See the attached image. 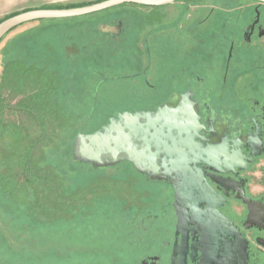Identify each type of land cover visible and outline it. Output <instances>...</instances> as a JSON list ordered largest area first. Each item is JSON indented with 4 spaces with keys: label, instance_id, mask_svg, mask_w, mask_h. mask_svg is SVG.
Wrapping results in <instances>:
<instances>
[{
    "label": "rangeland",
    "instance_id": "obj_1",
    "mask_svg": "<svg viewBox=\"0 0 264 264\" xmlns=\"http://www.w3.org/2000/svg\"><path fill=\"white\" fill-rule=\"evenodd\" d=\"M94 1L97 0H0V20L27 8ZM256 5L264 18V3L255 0H177L160 6L122 3L84 15L29 21L1 38L0 67L6 60L22 59L27 65L54 71L56 80L52 86L61 114L51 121H62L56 133L66 138L58 147L48 145L43 155L34 151L41 156L39 163H48L50 172H56L51 173L52 183L48 186L33 183L27 192L16 190L10 194L0 184V252L8 261L136 264L131 219L139 208L123 205L115 196V183L132 184L142 200L156 198L158 187L149 185L128 164L119 163L120 169L76 166L70 157V141L78 131H94L118 112L154 109L158 102L174 98L171 92L176 86L175 71H167L169 64L173 69L175 65L167 62L164 72L162 58L168 61L172 56L174 37L178 36L175 32L168 35V31L171 33L178 25L184 7H213L225 13L218 14L222 17L217 22L229 15L232 22H245L252 18ZM238 8L245 13L240 18H236ZM118 18L124 26L121 39L115 42L103 37L98 24ZM146 35L152 68L144 76L155 85L153 89L145 84L144 76L127 78L144 69ZM2 96L6 106L20 102L23 94L6 89ZM4 109L3 121H28L20 110L11 114ZM29 127L34 131L31 137L40 133L35 126ZM46 132L44 140L53 134ZM1 147L4 143L0 141ZM17 178L22 181L26 176L18 173ZM36 188L40 193L37 196ZM136 216L138 221L140 212Z\"/></svg>",
    "mask_w": 264,
    "mask_h": 264
},
{
    "label": "flooded vegetation",
    "instance_id": "obj_2",
    "mask_svg": "<svg viewBox=\"0 0 264 264\" xmlns=\"http://www.w3.org/2000/svg\"><path fill=\"white\" fill-rule=\"evenodd\" d=\"M183 9L178 25L171 33L168 31V35L175 32L178 36L174 37L172 56L168 61L162 58L164 72L167 62L175 65L173 69V64H169L167 71H175L176 86L171 92L174 98L156 106L175 105L181 94L189 92L202 125L199 133L204 138L198 140L204 145L227 144L237 165L228 169L223 166L220 171L203 161L195 166L223 198L216 209L231 222L233 230L227 232L211 221L206 202H199L193 212L186 208L187 223L178 229V209L171 183L148 179L131 163L122 162L142 175L149 185L158 187L156 198L142 200L132 184L115 183V196L121 198L123 205L139 208L138 221L139 212L131 219L135 261L136 264H264V18L259 5L253 7L252 18L245 22H232L231 15L217 22L222 17L218 14L225 13L213 7ZM240 9L236 18L245 14ZM97 28L103 37L115 42L121 39L124 30L119 18L103 21ZM143 41L144 69L128 75L129 79L144 76L152 68L149 35ZM144 82L155 88L145 76ZM120 168L115 165V169ZM143 190L149 192L148 188ZM196 195L198 192L193 190L189 201L193 202L195 198L191 196ZM182 257L184 261L173 262V258ZM0 264L13 263L0 252Z\"/></svg>",
    "mask_w": 264,
    "mask_h": 264
},
{
    "label": "water",
    "instance_id": "obj_3",
    "mask_svg": "<svg viewBox=\"0 0 264 264\" xmlns=\"http://www.w3.org/2000/svg\"><path fill=\"white\" fill-rule=\"evenodd\" d=\"M174 1L101 0L69 8H32L0 21V39L11 29L33 20L84 15L122 3L160 6ZM255 1L264 3V0ZM201 128L195 101L186 92L175 105L163 103L154 109L121 111L94 131H78L72 139L70 154L73 161L90 164L93 168H109L129 162L148 179L168 180L175 190L178 229L187 223L186 208L193 212L199 202H206L211 221L230 232L233 230L231 222L216 209L223 198L209 186L195 164L203 161L220 171L223 166L228 169L238 162L229 154L225 142L207 145L200 142L198 138H204L199 133ZM193 190L199 195L191 196L195 198L191 202L189 194ZM182 242L185 244V236ZM174 261L184 259L173 258Z\"/></svg>",
    "mask_w": 264,
    "mask_h": 264
},
{
    "label": "trees",
    "instance_id": "obj_4",
    "mask_svg": "<svg viewBox=\"0 0 264 264\" xmlns=\"http://www.w3.org/2000/svg\"><path fill=\"white\" fill-rule=\"evenodd\" d=\"M94 2L46 5L38 8H69ZM29 9L32 8L21 11ZM18 12L9 14L3 19ZM55 80L56 76L54 75V71L45 67L37 68L33 65H27L22 59L6 60L0 67V141L4 143V147L0 148V169L3 170V173H0V184L10 194H13L16 190L27 192V189L33 183H43L48 186L49 183H52L51 179L53 176L51 173H56L50 172L48 163H39L41 156H37L34 153L36 150L38 155H40L39 152L41 151V155H43L48 145L52 144L53 147H58L66 139L56 133L63 126L62 121L60 123L51 121L52 117L60 118L61 114L60 107L56 98H54L56 91L52 83ZM6 89L16 94L22 93L23 96L20 102L5 106V99L2 93ZM4 108L9 109L11 114L16 112V109L20 110L21 113L28 116V121L26 123L15 119L3 121ZM29 126H35L40 133H37L34 138L31 137L34 135V131H30ZM56 127L59 128L56 129ZM48 130L53 134L44 140V136ZM71 142L72 140L70 141V147ZM71 160L76 166L92 167L90 164L78 163L73 161L72 158ZM46 172H50V174L47 175ZM18 173H23L26 178L19 181L17 178ZM56 181L58 179H55ZM36 189L35 193L37 196L40 193L38 188ZM37 198L40 197L38 196Z\"/></svg>",
    "mask_w": 264,
    "mask_h": 264
}]
</instances>
